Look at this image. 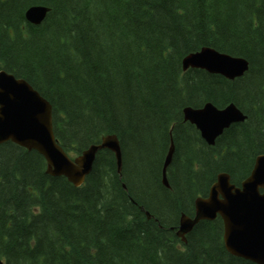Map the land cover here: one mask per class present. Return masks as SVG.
Here are the masks:
<instances>
[{
    "label": "trees",
    "instance_id": "1",
    "mask_svg": "<svg viewBox=\"0 0 264 264\" xmlns=\"http://www.w3.org/2000/svg\"><path fill=\"white\" fill-rule=\"evenodd\" d=\"M33 6L50 8L41 25L26 20ZM203 48L249 69L235 80L184 71ZM2 70L51 103L69 156L115 135L123 169L103 150L75 187L38 152L0 145V264H255L226 250L220 218L186 243L177 231L219 174L240 186L264 154V0H0ZM207 103L247 116L214 146L183 115Z\"/></svg>",
    "mask_w": 264,
    "mask_h": 264
},
{
    "label": "water",
    "instance_id": "2",
    "mask_svg": "<svg viewBox=\"0 0 264 264\" xmlns=\"http://www.w3.org/2000/svg\"><path fill=\"white\" fill-rule=\"evenodd\" d=\"M50 8L30 7L26 20L41 25ZM183 70L200 69L221 75L228 80L243 77L249 69L244 58L232 57L212 48H203L184 58ZM184 121L194 125L201 138L214 146L231 125L245 122L247 116L235 105L219 109L211 103L202 108H186ZM12 142L29 151H36L47 163V174L64 177L81 187L93 170L96 157L103 150L111 151L121 176L123 158L117 136L108 135L101 143L91 145L76 158H71L56 139L53 107L27 81L0 71V145ZM175 152L173 139L162 168V183L169 188V166ZM195 215L182 214L177 236L186 243L187 236L202 221L220 217L224 225V245L233 256L255 264H264V155H259L250 176L240 186L232 183L227 173L218 175L207 197L195 200ZM143 209V208H142ZM148 219H151L147 213Z\"/></svg>",
    "mask_w": 264,
    "mask_h": 264
}]
</instances>
